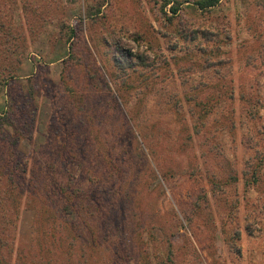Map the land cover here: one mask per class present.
<instances>
[{
  "label": "rangeland",
  "instance_id": "374dc122",
  "mask_svg": "<svg viewBox=\"0 0 264 264\" xmlns=\"http://www.w3.org/2000/svg\"><path fill=\"white\" fill-rule=\"evenodd\" d=\"M208 1L0 0V264H264V0Z\"/></svg>",
  "mask_w": 264,
  "mask_h": 264
},
{
  "label": "trees",
  "instance_id": "16d2710c",
  "mask_svg": "<svg viewBox=\"0 0 264 264\" xmlns=\"http://www.w3.org/2000/svg\"><path fill=\"white\" fill-rule=\"evenodd\" d=\"M218 1H219V0H209V1L207 2V6H208V7L216 6V5L218 4ZM174 11H175V10H174ZM5 118H7V116H6Z\"/></svg>",
  "mask_w": 264,
  "mask_h": 264
}]
</instances>
